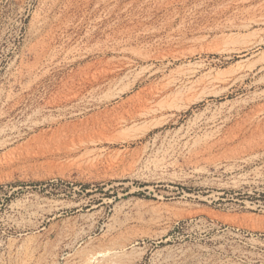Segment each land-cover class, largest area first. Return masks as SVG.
<instances>
[{
  "label": "rangeland",
  "instance_id": "1",
  "mask_svg": "<svg viewBox=\"0 0 264 264\" xmlns=\"http://www.w3.org/2000/svg\"><path fill=\"white\" fill-rule=\"evenodd\" d=\"M263 21L264 0H0V264H264Z\"/></svg>",
  "mask_w": 264,
  "mask_h": 264
},
{
  "label": "bare ground",
  "instance_id": "2",
  "mask_svg": "<svg viewBox=\"0 0 264 264\" xmlns=\"http://www.w3.org/2000/svg\"><path fill=\"white\" fill-rule=\"evenodd\" d=\"M133 63H134L133 61L128 60L127 62L123 63V65H121L120 68H122L121 70H123L127 67H131V65H133ZM104 75H106V74H104ZM96 79L98 80V78H96ZM177 82H176V80H171L168 83V85L164 86V88H162L161 91H158L156 93V95H158V96L163 95L168 88L176 85ZM180 92L181 91L178 89V91H176V92H173V93L171 92V94L167 95V97L168 96L170 97L172 95H173V97H176L180 94ZM173 106H174L173 104L170 105L167 103L166 104H160V105L154 106L152 108H149V110H147V111L145 110L146 112L145 111L144 112L147 113V115H149L151 113H156V112L168 109V108H172ZM57 213L58 212H56L54 214V216H57V217L62 216L61 214H57ZM67 220L73 221L74 219L67 218ZM95 228H96L95 223L89 224L88 221L85 220L84 217H82V219H80L79 221L68 223V225L59 232L57 239L59 240V242H66L67 240L70 241L71 239L73 241L78 242L77 240H82L86 237H89L91 235V233L95 230ZM34 252H35V250H34ZM118 252L116 251V247L109 246V247L101 248L98 250L89 251L83 255L74 253V255H72L71 257L68 255V258L70 257L69 258L70 262H72L73 264H121L120 260H118L120 258V256L118 257ZM30 256H32V255H30Z\"/></svg>",
  "mask_w": 264,
  "mask_h": 264
}]
</instances>
